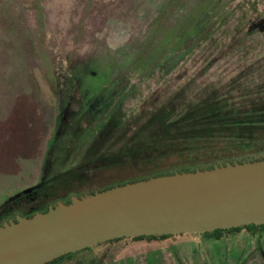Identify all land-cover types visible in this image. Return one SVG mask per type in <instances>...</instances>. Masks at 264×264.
<instances>
[{
  "label": "rangeland",
  "instance_id": "1",
  "mask_svg": "<svg viewBox=\"0 0 264 264\" xmlns=\"http://www.w3.org/2000/svg\"><path fill=\"white\" fill-rule=\"evenodd\" d=\"M231 1L0 0V208L18 201L11 207L29 212L24 201L38 190L46 150L89 132L85 120L97 130L116 104L128 126L96 151L111 156V177L138 163L134 148L125 156L129 145L148 143L149 113L165 118L176 106L221 98L242 113L264 97V0ZM193 12L205 19L194 32L182 28ZM108 249L78 251L63 264L83 256L85 264H264V234L240 233L218 251L199 237Z\"/></svg>",
  "mask_w": 264,
  "mask_h": 264
},
{
  "label": "water",
  "instance_id": "2",
  "mask_svg": "<svg viewBox=\"0 0 264 264\" xmlns=\"http://www.w3.org/2000/svg\"><path fill=\"white\" fill-rule=\"evenodd\" d=\"M264 225V158L71 196L0 224V264H47L104 242Z\"/></svg>",
  "mask_w": 264,
  "mask_h": 264
},
{
  "label": "trees",
  "instance_id": "3",
  "mask_svg": "<svg viewBox=\"0 0 264 264\" xmlns=\"http://www.w3.org/2000/svg\"><path fill=\"white\" fill-rule=\"evenodd\" d=\"M208 1L210 0H203V4L206 5ZM227 6L221 5L219 10L225 11ZM228 18L226 16L220 26H224ZM202 20H205L204 17L197 21L193 12L190 20H187L182 28L187 26L189 30L194 32ZM204 32H199L201 37L197 41L198 44L209 39L208 31ZM189 34L192 35V33ZM209 99L215 100L214 98ZM205 101L202 99L194 102V104L187 103L176 106L168 110V117L165 118L156 116V112L154 114L149 113V116L144 118L146 120L144 125L150 126L147 136L149 137L148 143L136 142L139 145H129L130 150L127 151L128 153L125 156L130 159L131 153L129 152L134 148L135 151L132 152V155L139 159L136 161L138 163L133 162V166L129 167L127 172L112 177L111 172L108 170L112 168L113 160H111L109 153L105 155L101 152L96 153L99 150V143L97 142L101 138L102 140L107 139V142L112 141L120 136L128 125L126 126L125 121L120 123L115 116L118 104H116L114 110L109 111L97 130L94 128L92 121L91 123L89 120H85L89 132L76 135V139H79L80 142L76 141L75 137L73 140L67 138L65 143H59L58 147L55 146L46 150L43 171L35 184L38 190L34 193V196L24 201L27 205L26 208L28 206L30 208L29 212H21L17 208L11 207V205L18 204V201H12V204L5 202L0 208L3 211L0 212V218L3 220L7 216L13 217L12 215L15 214L29 217L37 212H45L48 206H53L58 202L67 203L71 196L91 194L93 191H102L114 185L148 177L169 175L173 172H191L194 169H210L212 165L223 164L224 162L231 163L235 161L240 163L264 158V97L248 101L243 106L248 110L242 113H239L238 110L232 111L233 109L230 108V105L228 106L226 98H221L219 102ZM240 115L245 120L238 122L237 117ZM81 118L79 116L77 120ZM153 124L156 126H153ZM164 124H168V130H165L164 126H158ZM85 133L87 134V138L84 137L86 141L79 146ZM88 139L91 140L88 141ZM162 145H166L167 148H160ZM91 148L94 150V156L89 154ZM76 151H78V155L73 156ZM104 173H110V179H113L99 181L98 175ZM81 177L84 180L80 181ZM81 182H85V185H78ZM8 207L10 209H6ZM240 233H246L260 241L262 234H264V225H247L233 229L213 230L200 235L120 238L96 246L108 245V250L111 251L115 248L120 250L126 248L127 250L130 245L136 243L157 245L168 241L174 242L182 238L199 237L206 246L218 251V245L221 244L222 248L223 244L232 241ZM190 245L196 246L195 243ZM83 250L86 254L91 248ZM72 254L63 255L47 264H63L66 261H71ZM86 262L87 260L83 256L79 264H85Z\"/></svg>",
  "mask_w": 264,
  "mask_h": 264
},
{
  "label": "flooded vegetation",
  "instance_id": "4",
  "mask_svg": "<svg viewBox=\"0 0 264 264\" xmlns=\"http://www.w3.org/2000/svg\"><path fill=\"white\" fill-rule=\"evenodd\" d=\"M36 184V183H35ZM33 186H35V185H33ZM32 186V187H33ZM15 215H18V214H15ZM15 215H12L13 217L15 216ZM20 216V215H19ZM1 217V216H0ZM13 217H9V216H7V217H5L3 220L0 218V224H2L3 222H6L7 220H9V219H13Z\"/></svg>",
  "mask_w": 264,
  "mask_h": 264
}]
</instances>
